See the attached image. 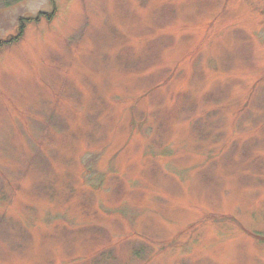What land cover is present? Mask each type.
<instances>
[{
	"label": "rangeland",
	"instance_id": "374dc122",
	"mask_svg": "<svg viewBox=\"0 0 264 264\" xmlns=\"http://www.w3.org/2000/svg\"><path fill=\"white\" fill-rule=\"evenodd\" d=\"M21 24L0 264H264V0H0Z\"/></svg>",
	"mask_w": 264,
	"mask_h": 264
},
{
	"label": "trees",
	"instance_id": "16d2710c",
	"mask_svg": "<svg viewBox=\"0 0 264 264\" xmlns=\"http://www.w3.org/2000/svg\"><path fill=\"white\" fill-rule=\"evenodd\" d=\"M45 15V13H41V16ZM37 20V18H35ZM24 31V25L21 24L18 28V33L13 36L12 38H8L7 40L0 41V51L4 48V46L10 45L11 43L17 41L20 39V37L23 35Z\"/></svg>",
	"mask_w": 264,
	"mask_h": 264
}]
</instances>
